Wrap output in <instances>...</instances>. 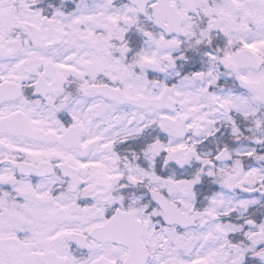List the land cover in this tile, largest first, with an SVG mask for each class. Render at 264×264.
I'll list each match as a JSON object with an SVG mask.
<instances>
[{
	"label": "flooded vegetation",
	"instance_id": "1",
	"mask_svg": "<svg viewBox=\"0 0 264 264\" xmlns=\"http://www.w3.org/2000/svg\"><path fill=\"white\" fill-rule=\"evenodd\" d=\"M154 4L156 0L146 6L143 16L127 3L135 26L117 41L106 38L99 17L81 15L83 0H0V264H144L146 259L152 264L170 254L172 264H206V251L198 253L197 231L212 223L221 227L223 257L238 250L245 255L239 264H264V242H250L264 233V127L261 132L249 124L222 128L217 139L209 136L196 147L204 158L196 151L191 156L207 167L191 176L196 181L194 205L187 215L202 217L186 230L164 227L162 210L150 203L143 186L110 181L99 170L101 161L88 156L97 147L110 152V130L98 131L96 117L82 119L84 105L98 99L108 107L146 112L110 101V87L129 98L158 97L129 95L120 77L110 75V65L93 60L117 61L133 77L145 74L158 84L161 77L141 68L150 61L168 73L161 62L141 55V36L161 34L153 26ZM123 27L118 24L117 31ZM201 28L208 29V22ZM212 29L210 35L218 38L215 21ZM173 38L180 45L186 36L163 41ZM226 59L235 63V56ZM229 75L232 82L223 87L233 86ZM172 83L164 88L170 90ZM154 129L149 130L151 145L160 139ZM145 146L146 133L136 132L118 138L111 150L121 154L132 149L140 159ZM222 150L228 161L212 166ZM218 197L221 204L214 202ZM149 211L157 212L161 227L175 236L156 250L144 236L142 217ZM111 232L129 240L110 241ZM209 252L213 264H220Z\"/></svg>",
	"mask_w": 264,
	"mask_h": 264
},
{
	"label": "rangeland",
	"instance_id": "2",
	"mask_svg": "<svg viewBox=\"0 0 264 264\" xmlns=\"http://www.w3.org/2000/svg\"><path fill=\"white\" fill-rule=\"evenodd\" d=\"M170 4L182 15V29L186 33V39L181 40L178 45L174 38L165 42L163 36L156 35L155 32H151L152 39L147 42L141 36L142 58L161 62L168 69V73L161 78L158 84L154 80L150 81L145 74L133 77L125 69L120 68L117 61L111 59L108 61L104 57L93 60L99 66L110 65V75L113 72L120 77L129 95L155 94L159 96L163 92L165 84L173 82L169 90V97L175 102L174 114L170 115L167 112L155 110L138 112L133 109H120L111 104L108 107L101 104L98 99H94L98 103L93 100L90 105H84L85 108L81 109L84 114L82 119L98 118L96 121V124L99 123L98 131L103 130L102 132L107 134L110 130V152L97 147L96 151L88 154L89 158L101 161L99 170L109 174L110 181L128 180L130 183L142 184L146 190L166 193L171 201L177 202L183 213L187 214L194 205V192L192 183L183 180V176L189 174L191 169L192 164L186 161V156L193 154L195 151L193 147L202 144L205 138L213 136L219 128H239L238 123H242L243 120H239L236 118L237 116L244 120L251 119L249 125L253 129H259L260 132L264 127V111L259 104L245 92L239 91L234 84L229 88L221 87L227 86V82H232V78L219 66L221 58H233L239 49L247 48L259 59L261 68L257 72L240 71L239 77L248 82L264 84V0H198L195 3L197 15L187 14L184 6L175 1H171ZM81 15L84 18H92L97 15L99 27L104 31L106 38L110 40L121 41L124 34L135 26L134 10L124 4L122 0H83ZM198 18L200 21H197ZM210 21H215V28L220 40L218 46H212L213 49L211 48L213 41L210 40V30L201 28L202 22ZM118 24L124 25L119 32L117 31ZM191 44L195 47L190 46ZM184 50L195 53L199 68L205 73L204 84L195 83L191 79L194 72L187 68V60L185 76L180 75L175 60L174 64L173 61L169 62L173 54L176 55ZM83 54L85 56V51ZM184 58L185 56L183 60ZM120 59L122 62L124 57ZM212 100L226 106L235 117L222 118L214 115L211 107ZM162 114L188 117L189 121L185 129L189 136L188 140L178 142L168 137L165 142L149 146L145 153L150 159L147 168H139L134 165L131 161L136 157L133 155H127L125 161L113 154L111 144L115 140L136 132H148L151 127L157 126L158 118ZM90 127L91 124L87 127L88 131ZM195 127H200L204 131L201 141H196L192 137ZM245 127L249 128V126ZM197 157L204 158L200 155ZM158 165L160 172L157 174L154 169ZM203 167L206 168L202 162L198 164L196 161L194 167L196 172ZM208 175L211 176L212 173H208ZM220 200L221 198L218 197L214 202L221 204ZM142 218L145 219V241L149 243L152 250H156L155 246L160 242L175 239L172 233L161 227L157 221V212L149 211L146 213V218L145 216ZM219 230L221 227L212 223L203 225L202 229L197 231L200 241L198 253L203 254L206 251V264H213L209 250L213 251L215 257H219V260L216 261L220 264H239L245 255L238 250H235L232 256L223 257L222 245L225 241L217 233ZM201 242L205 243V247ZM173 258L174 256L171 254L162 258L156 257L152 264H172Z\"/></svg>",
	"mask_w": 264,
	"mask_h": 264
},
{
	"label": "water",
	"instance_id": "3",
	"mask_svg": "<svg viewBox=\"0 0 264 264\" xmlns=\"http://www.w3.org/2000/svg\"><path fill=\"white\" fill-rule=\"evenodd\" d=\"M135 5L141 14L145 6L152 0H125ZM169 0H158L157 4L152 8L153 10V20L154 25L157 29L161 30L166 36L172 34H177L183 37L180 30L181 16L174 10L173 7L168 5ZM183 3L186 7L188 13H193L194 3L196 0H177ZM166 22V24H164ZM211 26V25H210ZM147 70L152 71L158 75L162 74L161 71L157 70V66L152 63L144 62L143 65ZM222 67L226 71H231L235 76H237L238 69L250 68L253 70H258L259 65L257 60L249 51L242 50L238 53V67H232L228 61H222ZM195 81L201 83L204 82V75L202 73L193 75ZM236 82L241 90L248 92L256 102L260 103L264 107V87L261 84L247 83L236 77ZM110 100L115 101L119 105L129 104L131 106L139 107L141 109H148L153 106L157 109L164 108L169 111H173V103L168 99L167 92L165 91L159 100H147L144 98H139L136 100L128 99L123 96L119 91L110 89ZM216 106V104H214ZM218 110L215 111L216 114L227 116L228 112L223 106H217ZM163 125L160 126L161 131L169 133L176 139H183L184 136V125L187 119H176L170 120L167 118H162ZM195 137L199 138L201 136V129L197 128L195 130ZM223 152L218 155L215 159L216 163L222 161L221 156ZM152 202L161 206L164 209L165 218L164 221L167 224H179L180 228H185L190 219L184 218L179 211H176L174 207L169 205L160 195L151 194ZM178 214V215H177ZM196 219V217L194 218ZM193 221V220H191ZM191 225V224H190Z\"/></svg>",
	"mask_w": 264,
	"mask_h": 264
},
{
	"label": "bare ground",
	"instance_id": "4",
	"mask_svg": "<svg viewBox=\"0 0 264 264\" xmlns=\"http://www.w3.org/2000/svg\"><path fill=\"white\" fill-rule=\"evenodd\" d=\"M164 48H167V47H164Z\"/></svg>",
	"mask_w": 264,
	"mask_h": 264
}]
</instances>
